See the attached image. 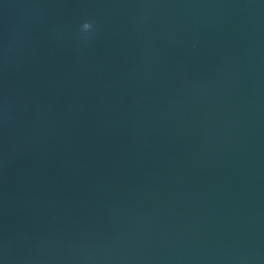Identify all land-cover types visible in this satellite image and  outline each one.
Returning <instances> with one entry per match:
<instances>
[{
	"label": "water",
	"instance_id": "1",
	"mask_svg": "<svg viewBox=\"0 0 264 264\" xmlns=\"http://www.w3.org/2000/svg\"><path fill=\"white\" fill-rule=\"evenodd\" d=\"M0 264H264V0H0Z\"/></svg>",
	"mask_w": 264,
	"mask_h": 264
},
{
	"label": "clouds",
	"instance_id": "2",
	"mask_svg": "<svg viewBox=\"0 0 264 264\" xmlns=\"http://www.w3.org/2000/svg\"><path fill=\"white\" fill-rule=\"evenodd\" d=\"M80 27H81V31L86 33L92 30L94 28V25L90 20H85L83 21Z\"/></svg>",
	"mask_w": 264,
	"mask_h": 264
}]
</instances>
